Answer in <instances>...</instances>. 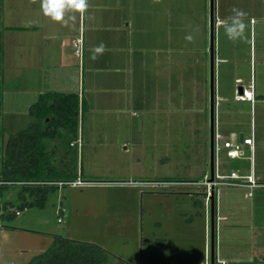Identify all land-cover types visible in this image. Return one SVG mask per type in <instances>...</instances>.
<instances>
[{"label": "rangeland", "instance_id": "374dc122", "mask_svg": "<svg viewBox=\"0 0 264 264\" xmlns=\"http://www.w3.org/2000/svg\"><path fill=\"white\" fill-rule=\"evenodd\" d=\"M203 1L184 0L188 12L182 20L187 17L191 26L185 37L192 39L184 37L188 51L182 53L183 69L175 61L177 51H172L174 61L168 80L153 74L163 68V63L143 69L135 65L129 82L123 79L117 82L111 72L95 73L98 83L85 94L86 107L79 114L77 130L58 127L53 137L43 139L47 150L52 152L54 164L58 168L79 171L83 182H67L70 179H66L56 183L58 188L47 194L43 206L25 207L19 206L21 184L0 182V213H12L10 218L0 215V264H27L29 258L49 246L54 235L99 244L108 251L103 264L157 262L160 252L168 250L158 238L148 236L153 234L152 220L168 211L172 196L142 191L184 188L172 185V179H201L205 170L209 174V63L202 72L193 61L198 55L194 48L201 38L194 33V24L201 18V9H205ZM208 2L210 8V0ZM181 9L184 15L185 10ZM207 57L210 58L209 53ZM202 73L206 81L200 84L196 76ZM205 88L207 107H203L201 98ZM143 98L150 102L148 107L142 105ZM216 112L217 130L226 132L228 125L222 123L233 121L230 128L244 130L255 141L253 152L247 145L243 146L245 156L251 155L249 159L227 157L223 144L215 154L217 170L229 172L236 168L244 172L253 168L259 180L264 181V102L250 109L248 104L223 100ZM219 120L221 124L217 126ZM149 179L155 181H141ZM215 186L230 191L241 213L245 214L249 208L255 225L261 223L264 185L254 187L251 196H244L248 188L241 185ZM231 197L225 192L219 194L218 209L223 206L222 210H227ZM58 206L64 210L58 212ZM58 216L62 217L60 221ZM193 222L194 227L199 226L195 229L197 238L192 242L195 245L192 246L197 247L201 222L198 218ZM181 224V220L176 222L177 226ZM262 230L264 232V226Z\"/></svg>", "mask_w": 264, "mask_h": 264}, {"label": "crops", "instance_id": "0c3cea01", "mask_svg": "<svg viewBox=\"0 0 264 264\" xmlns=\"http://www.w3.org/2000/svg\"><path fill=\"white\" fill-rule=\"evenodd\" d=\"M203 3L205 9H201V18L194 24V33L201 38L198 47L194 48L198 55L193 59L202 72L208 63L210 71V58L207 57L208 53L210 56V8L208 0ZM186 6L184 0H88L87 10L82 14L75 13V19H69L65 26L44 15L39 0L36 3L0 0V165L8 135L32 119L28 107L39 93L46 90L77 92L79 97L87 100L85 94L96 87L98 72H111L117 82L120 79L129 82L135 65L143 69L147 65L152 68V64L156 67L163 63V68L156 69L153 74L167 79L172 75V51H177L175 61L183 69L185 58L182 53L188 51L184 45L185 35L189 34L191 27L187 17L182 20L188 12ZM181 7L185 10L184 15ZM234 8L247 13L245 21L248 25L247 38L235 42L228 40L224 29L218 27L221 21L234 14ZM72 15L69 12L65 18ZM79 37L81 50L77 52L74 43ZM101 44L103 52L92 59L94 49ZM196 77L200 78V84L206 81L203 73ZM212 83L214 135L218 133L216 139L214 136V144L216 141L221 148L225 140L239 141V132L250 135L244 130L230 128L233 121L222 123L228 125L226 132L217 130L216 110L221 101L248 104L250 109L264 102V0H213ZM238 85H242L251 96L245 93L243 98L236 96ZM207 92L206 88L201 91L203 107L208 106ZM146 99L143 98L141 103L148 107L150 102ZM220 124L219 120L217 126ZM221 138L223 141L218 142L217 139ZM252 142V147L249 144L243 146L247 145L253 152L254 139ZM216 151L213 148L214 167ZM247 155L244 157L249 159L251 155ZM247 172L249 170L240 173ZM208 176L205 170L201 179H172V185L184 188L142 191L172 196L168 211L152 220L153 234L148 236L158 238L168 250L160 252L157 262L150 260L147 264H209L210 201L207 191L212 185L207 184ZM255 176L258 178L257 174ZM247 190L244 196L253 195H246ZM222 192L232 196L227 210H222L223 206L218 209L217 199ZM213 196L215 264L221 260L225 261L224 264H264V221L255 225L249 208L245 214L241 213L240 205L230 191L214 185ZM197 218L201 222V237L200 245L194 247L195 229L199 226L194 227L193 221ZM180 220L182 224L177 226L176 222Z\"/></svg>", "mask_w": 264, "mask_h": 264}, {"label": "trees", "instance_id": "16d2710c", "mask_svg": "<svg viewBox=\"0 0 264 264\" xmlns=\"http://www.w3.org/2000/svg\"><path fill=\"white\" fill-rule=\"evenodd\" d=\"M84 107L86 100L77 92L46 90L29 105L28 114L32 119L28 124L8 135L1 157L0 180L3 184H21L20 207L43 206L47 194L58 186L18 181L71 180L79 176V171L54 164L52 152L47 150L43 139L53 137L58 127L75 132ZM0 215L10 218L12 213ZM107 257L108 251L97 243L54 235L49 246L29 258L27 264H103Z\"/></svg>", "mask_w": 264, "mask_h": 264}, {"label": "clouds", "instance_id": "9594fccd", "mask_svg": "<svg viewBox=\"0 0 264 264\" xmlns=\"http://www.w3.org/2000/svg\"><path fill=\"white\" fill-rule=\"evenodd\" d=\"M37 0H30V3H36ZM40 7L45 16L49 17L52 21L61 23L65 26L68 25L69 19H75V13H84L88 8V0H39ZM159 2V0H155ZM73 13L71 17L66 19L67 13ZM233 15L228 19L223 20L219 23L218 27L224 29V33L228 40L238 41L245 40L246 28L248 27L245 17L247 13L240 9H233ZM186 39L191 40V36H187ZM104 46L101 44L99 47L94 49L92 59H96L99 53H102Z\"/></svg>", "mask_w": 264, "mask_h": 264}, {"label": "built area", "instance_id": "2783aa9c", "mask_svg": "<svg viewBox=\"0 0 264 264\" xmlns=\"http://www.w3.org/2000/svg\"><path fill=\"white\" fill-rule=\"evenodd\" d=\"M254 19L251 18V21H253ZM75 50L77 52H80L81 50V38H77L76 41H75ZM248 97L251 96V93L247 92L246 89L243 90ZM243 93H236V96L240 97V98H243L245 96V94ZM215 139L218 137V133H216L215 135ZM253 137L252 135H248V136H245L243 135V139L242 141H234L232 138L231 139H228L226 141H223V144L225 145V152H226V155L228 157H244V150H243V144H249V146H253ZM222 144V146H223ZM214 148L215 150H218L219 149V145L218 143L215 141V144H214ZM1 182V180H0ZM18 182H24V183H32V182H41V183H62V182H65V180H50V181H18ZM67 182H73V183H81L83 182L82 179H80L79 176H77L75 179L73 180H68ZM207 184L208 185H212V187H214V185H219V184H227V185H243V186H247L249 189L247 190L246 192V195H251L252 194V188L255 187V186H263L264 185V181H260L254 174V171H253V168H251L249 170V172L247 173H240L238 172L237 170H231L229 171L228 173H223V172H219L217 170L216 167H214V175H213V178L212 179H209V176H208V179H207ZM211 187V186H210ZM209 187V188H210ZM208 194H209V191H207ZM209 196V195H208ZM64 210V207L62 206H58L57 207V211L60 212V211H63ZM18 212V210L16 211ZM62 219L61 216H58L57 217V220L60 221ZM263 221H264V217H263ZM225 261L221 260V261H218L217 264H224Z\"/></svg>", "mask_w": 264, "mask_h": 264}, {"label": "water", "instance_id": "95a60500", "mask_svg": "<svg viewBox=\"0 0 264 264\" xmlns=\"http://www.w3.org/2000/svg\"><path fill=\"white\" fill-rule=\"evenodd\" d=\"M209 22H210V159H209V179L213 178L214 175V95H213V83H212V61H213V0H210V11H209ZM238 93H243L242 85L237 87ZM243 132H239V140L242 141ZM209 201H210V262L209 264H215L214 259V196L213 187L209 189Z\"/></svg>", "mask_w": 264, "mask_h": 264}]
</instances>
